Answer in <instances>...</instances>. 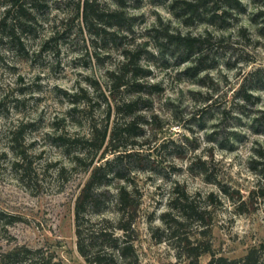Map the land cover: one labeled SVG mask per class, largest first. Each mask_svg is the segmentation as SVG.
<instances>
[{
	"label": "rangeland",
	"instance_id": "rangeland-1",
	"mask_svg": "<svg viewBox=\"0 0 264 264\" xmlns=\"http://www.w3.org/2000/svg\"><path fill=\"white\" fill-rule=\"evenodd\" d=\"M25 1L27 15L16 23L12 12L6 21L18 37L10 41L8 29L0 30V210L20 220L0 223V255L24 246L56 264H88L77 250L75 204L91 171L88 161L75 158L86 157L83 139L94 126L117 128L112 143L143 156L124 161L131 183L110 185L111 193L128 186L141 194L136 245L142 264H188L150 236V226L164 227L161 215L176 187L210 213L218 257L240 259L264 244V135L254 133L253 123L264 110V89L253 91L249 103L238 94L243 76L264 66V38L258 37L264 17L252 21L264 0H241L246 12H233L225 30L185 25L170 11L173 0H125L123 8L117 0H0V22L12 3ZM87 1L103 13L122 12L120 25L86 21ZM167 34L213 35L215 45L203 53L213 68L195 76ZM125 53L138 57L141 82L158 86L139 104L142 118L130 135L124 131L129 118L116 108L133 97L110 92L107 75ZM112 143L95 165L119 154L110 151ZM101 217L117 214L110 207ZM210 260L206 254L200 262Z\"/></svg>",
	"mask_w": 264,
	"mask_h": 264
},
{
	"label": "trees",
	"instance_id": "trees-1",
	"mask_svg": "<svg viewBox=\"0 0 264 264\" xmlns=\"http://www.w3.org/2000/svg\"><path fill=\"white\" fill-rule=\"evenodd\" d=\"M25 2L12 3L6 12V19L0 22V30L8 29L4 37L10 41L18 37L19 29L6 26V21L12 12L14 18L11 19H14L16 23L25 17L29 10L28 3ZM117 3L121 8L125 6V0H117ZM83 11L86 21L89 18L96 19L108 27H118L123 17V13L119 11L100 12L99 7L89 1L85 3ZM170 11L187 26L198 22L225 30L229 28L227 19L232 16V13L244 14L246 7L241 0H173ZM262 17H264V11L255 15L252 21L258 23L259 18ZM19 27L22 29L23 26L19 25ZM166 37L171 44L177 45L184 53L185 56L180 63H193L189 71H193L195 76L213 68L204 63L206 55L203 56L206 49L210 51V48L215 45L213 35L192 37L167 34ZM258 37L264 38V24L258 28ZM123 55L124 61L107 75L112 83L110 92L124 91L133 97L121 102L116 108L118 114L129 118L130 121L124 131L130 135L142 118L138 114L139 104L145 95H151L153 91L158 90V86L141 82L145 74L138 64L136 55L128 53ZM260 89H264V66L252 68L243 76L238 94L243 102L249 103L254 99L253 91ZM253 123L254 133L264 135V110L257 114ZM117 132V128L99 130L94 126L90 136L83 139L84 144L87 145L86 157L75 158L77 163L88 161L86 170L91 171L90 178L83 186L75 204L77 250L88 264H142L141 254L136 245L139 239L136 224L139 219L141 194L137 188L129 189L128 186H120L116 188L115 193H111L110 185L112 180L131 183L124 174V161L142 159L143 156L139 155V152H134L133 148L122 151L121 149L126 146L113 144ZM108 140L113 144L110 151L113 154H119L95 165V160L100 153L99 160L104 158L103 155L106 152L103 149ZM15 166L26 171L23 164L16 163ZM213 196L209 195L208 199L214 201ZM110 207H113L117 214L116 219L101 217ZM209 215L206 208L203 210L199 208L186 192H180L176 187L172 192L169 210L161 215L164 227L150 226L151 239L156 244H169L176 251L177 259L185 260L188 264H201L200 260L206 254L211 256L207 264H264V244L251 249L240 259L218 257L214 253L210 240L211 217L206 220V216ZM94 217L97 219H93ZM19 221L17 217L0 210V223L13 225ZM191 225L197 227L196 232L189 231L188 228ZM0 264L56 263H53L52 256L46 257L42 250H32L23 246L1 254Z\"/></svg>",
	"mask_w": 264,
	"mask_h": 264
}]
</instances>
